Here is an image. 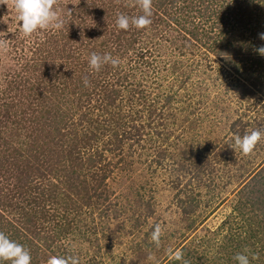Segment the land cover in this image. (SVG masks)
Instances as JSON below:
<instances>
[{"label": "rangeland", "instance_id": "rangeland-1", "mask_svg": "<svg viewBox=\"0 0 264 264\" xmlns=\"http://www.w3.org/2000/svg\"><path fill=\"white\" fill-rule=\"evenodd\" d=\"M255 3L152 0L150 25L120 30L117 13L143 14L136 0H54L63 28L24 36L14 0H0V231L17 233L31 264H174L177 252L176 264H236L238 252L264 264V0ZM207 6L212 20L199 16ZM233 14L243 21L226 31ZM84 33L98 36L80 44ZM92 52L120 64L90 71ZM103 81L118 100L101 95ZM252 130L262 136L245 155L232 138ZM14 146L30 148L26 176ZM28 175L43 192L31 210Z\"/></svg>", "mask_w": 264, "mask_h": 264}, {"label": "clouds", "instance_id": "clouds-1", "mask_svg": "<svg viewBox=\"0 0 264 264\" xmlns=\"http://www.w3.org/2000/svg\"><path fill=\"white\" fill-rule=\"evenodd\" d=\"M137 6L141 9L142 15L129 17L123 13H117L115 26L120 30H128L130 23L137 29L145 28L151 24L152 0H136ZM54 0H14V8L17 16L18 31L24 36H30L38 30H61L65 24L64 15L54 8ZM68 14H71L69 9ZM259 37L264 40V33ZM257 51L264 55V45L257 48ZM105 64L116 67L120 64V59L105 52L103 55L92 52L88 57V67L90 71H99ZM85 86L88 85L87 77L83 78ZM262 133L259 130H252L243 136L234 134L232 143L243 154H249L255 144L261 139ZM162 229L160 224H155L150 233L151 242L159 248ZM31 255L22 244L11 239L6 233L0 231V264L9 261L10 264H31ZM149 259H152L149 256ZM174 259L181 260L182 254L177 252ZM236 264H249V256L244 252H238L233 257ZM47 264H80L76 256L49 257Z\"/></svg>", "mask_w": 264, "mask_h": 264}, {"label": "trees", "instance_id": "trees-1", "mask_svg": "<svg viewBox=\"0 0 264 264\" xmlns=\"http://www.w3.org/2000/svg\"><path fill=\"white\" fill-rule=\"evenodd\" d=\"M236 2V0H230V2ZM252 1H256V3L255 4H252L251 6H253V5H255L256 6V4L258 3V1L259 0H252ZM248 3H249V1H248ZM249 7H250V3H249ZM209 9H210V6H207V7H205V9L202 11L203 12V14H201V15H199V16H202V17H204L206 20H209V19H211L212 20V11H211V13H210V11H209ZM228 16H230V15H228ZM233 19L235 20V23H233V22H225V21H223V24H222V26H223V29H226V27H229V28H231V29H233V31L235 32V30L236 29H238V26L240 25V23L243 21L242 19H241V16H236V15H234L233 14ZM241 21V22H239V21ZM226 31H227V29H226ZM232 31V30H231ZM87 35H89V37L90 38H94V37H97L98 36V34H88V33H84L83 35H80V34H78V38H77V42H79L80 44H84V40H85V38L87 37ZM193 35V34H192ZM234 40V39H233ZM218 42V40H215V44ZM225 50H226V48H225ZM221 51V50H220ZM221 59H224V57L222 56V58ZM175 64V63H174ZM176 65V64H175ZM175 65H171V68H172V70L173 71H175V70H178V69H181V68H183L182 66L184 65V64H182V63H180V65L179 66H175ZM188 66V65H187ZM102 68V67H101ZM234 72H235V74H238L239 76L240 75H243V71H241V69H240V67L239 66H236V68H235V70H234ZM244 79L245 80H248L249 78L248 77H244ZM103 80H105V79H103ZM236 87V86H235ZM100 92H101V95L102 94H104V93H108L109 95H107L106 97L109 99V101H110V103H112V102H114L116 99L118 100L119 99V97H118V95H117V90H113V89H108L105 85H104V81L102 82V84L100 85ZM133 93H134V91L133 90H131L130 89V91H128V88H127V94H131V96H130V98L133 96ZM96 96H97V92L95 91V93H93V92H91L89 95H88V101L90 102L91 100H95V102H97L98 101V98H96ZM170 99V97H168V99L167 100H169ZM119 102V101H118ZM132 102V101H131ZM222 102H224V100L222 101ZM202 106L204 105V104H201ZM205 106V105H204ZM192 114V113H191ZM107 125H108V123H107ZM107 127V128H106ZM104 129H105V131L106 132H112L113 133V125L110 123V125L109 126H106ZM8 154H10V152L8 153ZM12 154L13 155H16L17 156V158H18V160H19V164H15L16 166H18V168L20 169V172H21V174H23V175H25L26 176V174H28V172L30 171V166L29 165H27V161H30V159H31V151H30V148H28L27 146H26V148L25 149H21L20 147H17V146H14V149L12 150ZM12 155V156H13ZM79 157H80V154H77ZM10 156V155H9ZM74 159H76V158H74ZM88 161V160H87ZM6 162V166H9L10 164H9V160H6L5 161ZM89 162H90V164H89V167H93V164H94V162H93V159H91V157L89 156ZM11 167H13L14 168V166L12 165ZM13 168H10V169H13ZM26 171V174H24V172ZM73 173H74V171H73ZM29 177H28V180L29 181H27V186H29L28 188L30 189V190H33L32 192L35 194V197L33 196V198H32V200H31V202L27 205L28 207H29V209L31 210L32 209V206H37V204H40V196L43 194V192L42 191H40V188L38 187V185H36L35 183H33L34 182V180H33V178L32 177H30V175H28ZM36 178H38V177H36ZM33 185V187L32 188H30V186L31 185ZM67 188L68 189H71V188H73V186L72 185H68L67 186ZM67 188H61V198H60V201L61 200H66V199H68V200H71L72 198H70V197H67V194H66V192L65 191H63L64 189H67ZM78 188V187H77ZM76 187H74V189L73 190H76L77 189ZM56 201H58V199L56 200ZM69 206L67 205V207H65V208H68ZM25 208V207H24ZM25 209H27V208H25ZM20 220L23 222V226H26V227H28V228H25L24 230H28V232L30 233V228H32L31 227V220H29L28 218H26L25 217V215L23 216V217H21L20 218ZM19 229H23V227H18ZM11 239H13V240H17L16 238H18V235H17V233L16 234H10V236H9ZM173 262H174V264H176L177 262H178V260H176V259H173ZM10 262L9 261H5L4 262V264H9Z\"/></svg>", "mask_w": 264, "mask_h": 264}]
</instances>
